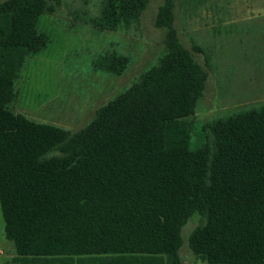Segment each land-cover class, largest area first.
I'll return each mask as SVG.
<instances>
[{"label":"trees","instance_id":"obj_1","mask_svg":"<svg viewBox=\"0 0 264 264\" xmlns=\"http://www.w3.org/2000/svg\"><path fill=\"white\" fill-rule=\"evenodd\" d=\"M86 1V0H85ZM150 0H104L96 30L138 22ZM165 0L155 26L167 53L124 93L101 106L83 129L37 123L9 106L26 60L49 36L38 31L61 0L0 3V225L5 264H183L182 229L208 264H264V106L205 126L190 149L191 122L209 74L187 48ZM130 59L116 52L95 69L123 75Z\"/></svg>","mask_w":264,"mask_h":264},{"label":"rangeland","instance_id":"obj_2","mask_svg":"<svg viewBox=\"0 0 264 264\" xmlns=\"http://www.w3.org/2000/svg\"><path fill=\"white\" fill-rule=\"evenodd\" d=\"M61 1L56 13L38 22V31L50 42L27 58L16 82L18 98L9 108L34 122L75 132L167 53L165 31L155 26L165 0H150L138 22L117 32L96 30L84 21L99 16L104 0ZM175 12L181 42L203 50L205 56L198 54L196 59L209 74L204 96L190 118V149L196 150L207 141L206 125L264 106V0H177ZM113 52L130 59L121 76L94 67ZM201 224L195 214L182 229L183 262L195 256L189 238ZM2 249L5 262L11 261L12 247L3 243Z\"/></svg>","mask_w":264,"mask_h":264},{"label":"crops","instance_id":"obj_3","mask_svg":"<svg viewBox=\"0 0 264 264\" xmlns=\"http://www.w3.org/2000/svg\"><path fill=\"white\" fill-rule=\"evenodd\" d=\"M1 225H0V264H5V258L3 257V249L1 246ZM183 264H203V261L199 260L196 256H194L193 260L190 262H183Z\"/></svg>","mask_w":264,"mask_h":264}]
</instances>
